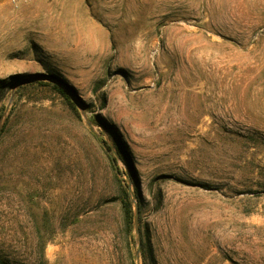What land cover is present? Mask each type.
<instances>
[{
    "label": "rangeland",
    "instance_id": "obj_1",
    "mask_svg": "<svg viewBox=\"0 0 264 264\" xmlns=\"http://www.w3.org/2000/svg\"><path fill=\"white\" fill-rule=\"evenodd\" d=\"M4 118L0 264H264V0H0Z\"/></svg>",
    "mask_w": 264,
    "mask_h": 264
},
{
    "label": "trees",
    "instance_id": "obj_2",
    "mask_svg": "<svg viewBox=\"0 0 264 264\" xmlns=\"http://www.w3.org/2000/svg\"><path fill=\"white\" fill-rule=\"evenodd\" d=\"M54 87H55L56 89H58V91H59L64 97H66V98L68 99V101L73 105V102L70 100L69 95L67 94V92H66L64 89H62V88L59 87L58 85H54Z\"/></svg>",
    "mask_w": 264,
    "mask_h": 264
},
{
    "label": "water",
    "instance_id": "obj_3",
    "mask_svg": "<svg viewBox=\"0 0 264 264\" xmlns=\"http://www.w3.org/2000/svg\"><path fill=\"white\" fill-rule=\"evenodd\" d=\"M4 121H5V118L1 121L0 123V130L2 129L3 125H4Z\"/></svg>",
    "mask_w": 264,
    "mask_h": 264
}]
</instances>
